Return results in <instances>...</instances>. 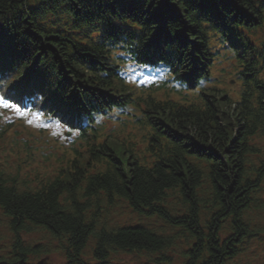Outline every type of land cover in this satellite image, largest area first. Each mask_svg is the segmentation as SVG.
<instances>
[{"label": "trees", "instance_id": "16d2710c", "mask_svg": "<svg viewBox=\"0 0 264 264\" xmlns=\"http://www.w3.org/2000/svg\"><path fill=\"white\" fill-rule=\"evenodd\" d=\"M222 50L242 85L235 96L210 74ZM131 60L163 69L157 89L126 83ZM0 92L80 134L61 173L32 172L33 187L0 166L10 261L30 264L21 233L36 230L65 240L68 264L124 254L172 264L182 239L184 264H228L264 233V166L251 144L264 131V0H0ZM114 112L151 131L146 157L124 128L106 133ZM122 199L160 229L98 220Z\"/></svg>", "mask_w": 264, "mask_h": 264}, {"label": "rangeland", "instance_id": "374dc122", "mask_svg": "<svg viewBox=\"0 0 264 264\" xmlns=\"http://www.w3.org/2000/svg\"><path fill=\"white\" fill-rule=\"evenodd\" d=\"M224 65L219 64L213 69L214 75H219L221 69ZM226 79V77H224ZM225 82V81H224ZM236 93V90H234ZM16 113L13 115V117ZM18 116H21V113H17ZM10 120V117H9ZM45 127L42 122H39V118L35 115L29 117L26 114L23 115V124L22 127L18 129L21 133V136L18 138L19 141H28L30 143L31 149H28L32 153V156L35 158L34 167L41 172L53 173L56 170L58 162L53 160L50 163H44V158L42 156L43 152L46 150L54 149L56 153L59 152V149H56V146L48 142L47 139L53 140L51 136H46L45 139L41 138V132L39 129ZM51 135L60 136V143L64 138L62 130L58 129L56 126L50 128ZM62 140V141H61ZM48 142L44 144L42 142ZM136 146L140 153H143L144 145L142 137H137ZM253 144L262 148V153L259 159L254 158L253 162L257 167L264 166V135L259 136L254 139ZM22 153V156L28 155L29 152L18 150L17 153ZM13 146L9 145L0 150V161L2 163H7L8 167L15 169L17 167L18 161L15 158L16 156ZM47 155V154H46ZM102 197H104L102 195ZM262 202L264 203V190L261 194ZM101 216L98 220H105L111 225H123L135 223L136 219H133L130 214V210L126 204L115 205V207H108L105 203L102 204ZM89 216H91L95 211L91 210ZM99 215V214H98ZM262 218L264 219V213H262ZM155 223L159 224L160 220L155 218ZM22 248H25L26 257L31 264H37L40 261H46V263L51 264H66L65 250L67 243L63 239L54 238L47 232L36 230L31 233H21ZM16 241V234L11 230L8 217L0 211V260L1 262H9L10 257L15 255L14 244ZM186 248L184 240H179L177 247L175 248V253L173 255L174 264H181L183 262L182 250ZM20 252V250H18ZM122 264H139L134 257L129 255L121 256ZM142 264V263H141ZM235 264H264V239L262 241H256L252 245L249 252H247L240 260L236 261Z\"/></svg>", "mask_w": 264, "mask_h": 264}, {"label": "snow or ice", "instance_id": "6c2138e0", "mask_svg": "<svg viewBox=\"0 0 264 264\" xmlns=\"http://www.w3.org/2000/svg\"><path fill=\"white\" fill-rule=\"evenodd\" d=\"M0 106H3L5 108H12V109H14L17 112H21L22 111L19 106H17L16 104L10 103L8 100H6L2 96H0Z\"/></svg>", "mask_w": 264, "mask_h": 264}]
</instances>
